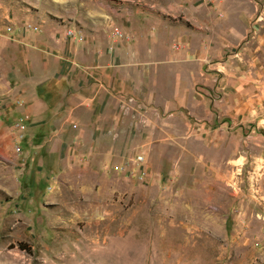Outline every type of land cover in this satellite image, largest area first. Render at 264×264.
<instances>
[{
	"label": "rangeland",
	"instance_id": "obj_1",
	"mask_svg": "<svg viewBox=\"0 0 264 264\" xmlns=\"http://www.w3.org/2000/svg\"><path fill=\"white\" fill-rule=\"evenodd\" d=\"M7 26L160 38L200 101L118 171L108 143L30 124L0 40V264H264V0H0Z\"/></svg>",
	"mask_w": 264,
	"mask_h": 264
},
{
	"label": "crops",
	"instance_id": "obj_2",
	"mask_svg": "<svg viewBox=\"0 0 264 264\" xmlns=\"http://www.w3.org/2000/svg\"><path fill=\"white\" fill-rule=\"evenodd\" d=\"M50 30L16 27L0 36L3 47L15 42L18 50L8 56V73L20 108L33 126H67L88 143H108L115 167L138 141L143 147L162 136L185 107L200 101L191 86L184 87L194 60L160 38L148 37L142 55L130 34L129 41L97 44L68 39L62 28Z\"/></svg>",
	"mask_w": 264,
	"mask_h": 264
},
{
	"label": "built area",
	"instance_id": "obj_3",
	"mask_svg": "<svg viewBox=\"0 0 264 264\" xmlns=\"http://www.w3.org/2000/svg\"><path fill=\"white\" fill-rule=\"evenodd\" d=\"M33 29L36 30L37 26H34ZM12 30H13V27H11V26H7L6 28L3 29L4 34L12 32ZM114 35L119 36V35H121V33H120V31L116 30ZM66 36L68 38H74V39L77 38L78 40H81V38H82V35L73 29H67ZM143 160H144V158L142 155H136L134 158H131L132 163H135V164H139V162H143ZM115 169L119 171L122 169V166L115 167Z\"/></svg>",
	"mask_w": 264,
	"mask_h": 264
}]
</instances>
